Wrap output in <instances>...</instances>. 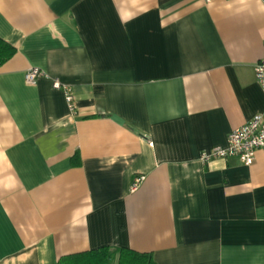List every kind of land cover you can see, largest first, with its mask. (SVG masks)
<instances>
[{"label": "crops", "instance_id": "crops-1", "mask_svg": "<svg viewBox=\"0 0 264 264\" xmlns=\"http://www.w3.org/2000/svg\"><path fill=\"white\" fill-rule=\"evenodd\" d=\"M0 39V264H264V154L199 160L264 113V0H0Z\"/></svg>", "mask_w": 264, "mask_h": 264}, {"label": "built area", "instance_id": "built-area-1", "mask_svg": "<svg viewBox=\"0 0 264 264\" xmlns=\"http://www.w3.org/2000/svg\"><path fill=\"white\" fill-rule=\"evenodd\" d=\"M209 2L210 0H204ZM254 78L262 92H264V59H261L253 68ZM42 72L37 68L28 70L24 75L26 85L33 86L36 81L42 77ZM53 87L59 89L62 86L54 82ZM65 99L71 113L74 112V99L71 90L63 87ZM256 152L264 154V113L254 115L248 122L242 126L233 129L227 136L224 147H216L210 150L202 151L199 160L206 165L215 160H227L236 157L240 162L249 166L254 161ZM145 177L139 176L133 180L131 191H136L144 182Z\"/></svg>", "mask_w": 264, "mask_h": 264}, {"label": "trees", "instance_id": "trees-1", "mask_svg": "<svg viewBox=\"0 0 264 264\" xmlns=\"http://www.w3.org/2000/svg\"><path fill=\"white\" fill-rule=\"evenodd\" d=\"M15 49L0 39V67L10 60ZM78 165V157H74ZM57 264H156L150 253H140L126 248L101 247L96 250L66 255Z\"/></svg>", "mask_w": 264, "mask_h": 264}, {"label": "water", "instance_id": "water-1", "mask_svg": "<svg viewBox=\"0 0 264 264\" xmlns=\"http://www.w3.org/2000/svg\"><path fill=\"white\" fill-rule=\"evenodd\" d=\"M111 120L114 122V123H116V124H118V125H122L123 124V121L121 120V119H119L117 116H111Z\"/></svg>", "mask_w": 264, "mask_h": 264}]
</instances>
